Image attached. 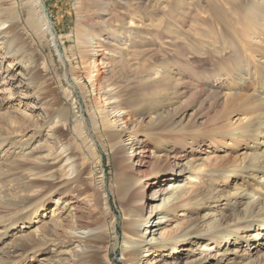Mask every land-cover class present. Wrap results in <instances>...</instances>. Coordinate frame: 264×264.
<instances>
[{
  "label": "rangeland",
  "instance_id": "1",
  "mask_svg": "<svg viewBox=\"0 0 264 264\" xmlns=\"http://www.w3.org/2000/svg\"><path fill=\"white\" fill-rule=\"evenodd\" d=\"M86 1L77 6V0H0L6 22L0 27V264H80L71 253L65 226L42 233L45 226L65 224V202L56 206L57 196L49 193L46 182L30 185L36 167H46L47 173L58 170L53 159L63 147L70 149L78 168H86L83 178L92 200L85 206L88 222L109 229L108 235L102 230L97 236L102 242L94 264H264L261 0H141L114 24L122 30L119 43L114 38L111 43L118 45L116 56L126 60L134 36L125 28L146 32L152 27L156 32L151 46L128 59V79L118 76L114 85L141 113L148 112L147 103L156 92L168 98V110L175 115L167 126L172 123L169 129H178L162 136H173L169 145L191 149L194 154L183 163L193 160L190 163L198 166L177 179L184 180L181 196L194 197L189 206L160 211L154 223L142 224L135 238L139 242L148 228L145 238L151 231L150 237L162 243L172 239L173 245L150 249L147 242L140 243L133 257L124 252L127 217L114 190L122 169L105 137L94 132V119L101 123L100 112L107 106L98 86L107 80L104 66L109 60L102 49L84 59L80 54L76 26ZM187 3L193 5L190 10ZM46 18L51 32L45 30ZM103 35L100 40L109 41L107 33ZM164 67L180 76L174 95V89L139 85L142 74L154 77ZM216 80L222 88L213 87ZM125 121L138 128L139 120ZM149 122L145 117L142 127ZM147 141L153 148L158 142L151 137ZM159 149L153 151L159 154ZM145 169V174H153ZM171 183L162 185L171 189ZM22 202H30L23 211ZM187 233L193 235L183 238Z\"/></svg>",
  "mask_w": 264,
  "mask_h": 264
},
{
  "label": "bare ground",
  "instance_id": "2",
  "mask_svg": "<svg viewBox=\"0 0 264 264\" xmlns=\"http://www.w3.org/2000/svg\"><path fill=\"white\" fill-rule=\"evenodd\" d=\"M118 1L119 2L114 0H87L79 11L81 18L77 23L76 30L79 32V37L81 38L80 54L83 59L92 54L95 49H102L105 54L104 58L109 60L104 66L106 68L107 80L98 86L105 98L104 105L107 106L104 108L102 107L103 110L100 112L102 116L101 123H99L97 118L94 119V132L105 137L107 140L106 142L113 151L118 169H122V171L120 170L121 172L116 175L114 190L127 217L125 222L126 241L124 252L126 255H129V257H133L137 254V245L140 243L147 242L146 246L150 245V249H155L154 247L165 248L173 245V242H171L172 239H168L162 243V241L150 237L151 231L149 233L150 236L145 238L146 234L149 232L148 228L139 242L135 238L140 237L142 224L146 221L149 224L152 222L154 223L157 216L160 215V211L168 213L189 206L188 204L194 197L192 195L186 198L181 196L183 190H180V188L184 185L181 184L184 180L178 182L177 179H184L186 177L185 174L189 171L190 173L197 171L198 166L195 165V163H190L193 160H189L185 164L183 163L194 154L191 149L189 151L188 148L184 146L178 148L169 145L168 140L172 139L173 136H162L164 132H177L178 129L177 125L169 129L170 126L174 125L172 123L167 126V123H169L175 115L168 110V98L156 92V96L147 103L148 112L141 113L140 106H138L134 100L127 99L120 87L114 85V79L118 76H123L125 78L126 75V79H128V74H130L129 69H127V67L130 68L127 63L128 59L137 55L139 51H142V48L151 46V40H154L157 35L156 32L154 33L151 29L152 27L147 29L146 32L137 31L128 27L125 28V32L130 36L133 35L134 39L130 42L132 44H130L127 49V60L124 56L118 58V56H116L119 54V51H117L118 45L111 42L113 38L115 42L119 41V33H121L122 28L119 24H114L115 22H119V14L121 15L124 11L129 13V7L134 5L139 7L142 4L141 0ZM121 1L125 3L121 4ZM183 1L180 0V2ZM80 2L81 0H77V6ZM260 4L264 7V0H261ZM187 5L189 10L190 7L192 8L193 6L188 3ZM0 13L2 14V12ZM1 14L0 27L6 24L2 17L3 14ZM131 15V19L133 20L135 15ZM45 26V30L49 32L52 31L50 21L47 18L45 20ZM104 33H107V40H109L107 42H105L106 40H100V38L104 36ZM155 50L156 48L151 49L149 52ZM172 71L173 69L164 67L162 71L157 70L154 72V77L148 74H142L138 81L139 85L148 83L150 86H154L156 91L163 89L170 92L174 89L171 92V94L174 95L176 93L175 90L179 87L177 85L179 83H177L178 81L176 80H180V76H174V72L172 73ZM132 78L135 77L132 76ZM182 83L187 84L188 81L186 80ZM174 84L175 86L172 88ZM212 85L213 87L216 85L220 86L219 88L223 86L219 80H216ZM26 88H28V86ZM204 89V86L202 88L199 87L198 92H203ZM172 100L173 98H171V101ZM106 109H108V111L103 113ZM125 117H130L131 120L134 118L137 121L139 120L138 128L132 129L128 126ZM145 117L150 118V122L145 127H142ZM122 122L125 123V126H122ZM80 123H84V120L82 119ZM150 137L158 141L154 148L150 146L147 141ZM161 137L165 139V143H163ZM163 144L165 148L161 150ZM156 147H160L158 150L159 154L153 151ZM69 150L68 147H63L57 152V155L53 159L58 165L59 171L56 170L54 173H47L46 167H36L37 171L31 174L33 182L30 185L33 186L38 181L46 182V184H48L49 193L57 196L56 206L59 205L60 201H64L63 209L69 212L65 224L61 225V223H55L53 228L45 226L43 227L42 233L49 235L50 232H57V226H65L69 231V243L71 247L73 246L71 248L73 256L78 257L80 264H94L97 256V249L102 242V240H98V238L101 237L99 234L102 230H105L108 235L109 229L107 227L104 229L93 227L88 222L90 218L87 217L85 206H90L92 200L90 194L86 192L87 187L85 185V179L83 178V173L86 171V168L83 167L82 169L77 167L75 163L76 160ZM147 167L150 169L149 172H153V174H145L147 170L145 168ZM152 168L156 170H152ZM174 181L177 182L172 184L171 182ZM164 183H171V189L168 187L169 184L163 187L162 184ZM209 191L207 195H209ZM146 196H149L147 199V207H145L144 203V198H146ZM157 202L161 203L158 205ZM20 204V206L14 205V207L19 206L21 211H23L30 206V202H22ZM144 208L146 211L145 215L143 214ZM188 209L191 210V208ZM221 226L222 223L219 224L217 228L215 225V229L218 230ZM113 228H115L114 223ZM98 235L99 237H97ZM188 235L191 236L193 234L187 233L182 237L185 238ZM259 237L260 235L255 238L258 239ZM186 241L187 239L182 240V242ZM180 242L181 241L176 242L177 245ZM33 243H37V241L33 240ZM37 244L41 245V243ZM258 246L260 247V244ZM263 246L264 243L261 244V247ZM150 251L151 250L147 252ZM230 262L232 263L234 261L231 260ZM176 264H178V262Z\"/></svg>",
  "mask_w": 264,
  "mask_h": 264
}]
</instances>
